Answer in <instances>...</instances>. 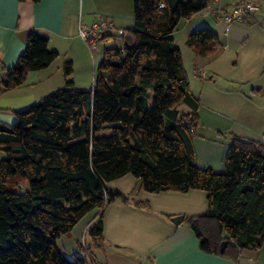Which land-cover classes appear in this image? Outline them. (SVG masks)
I'll use <instances>...</instances> for the list:
<instances>
[{
    "label": "trees",
    "instance_id": "16d2710c",
    "mask_svg": "<svg viewBox=\"0 0 264 264\" xmlns=\"http://www.w3.org/2000/svg\"><path fill=\"white\" fill-rule=\"evenodd\" d=\"M208 1L132 0L134 19L117 33L123 43L104 44L92 87L74 84L68 60L64 86L11 109L13 123L0 120V264H98L86 242L77 241L68 258L58 239L92 213L85 234L95 249L103 247L107 204L120 200L148 208L134 191L107 188L126 173L149 192H207L206 213L184 218L202 250L236 261L243 251L259 250L264 242V144L231 133L223 172L196 163L200 102L189 88L172 33L181 18L202 11ZM127 32L131 43L124 41ZM106 36L115 35L105 33L101 39ZM215 39L202 26L188 34L186 44L196 55L209 56L217 51ZM48 42L43 32H27L16 61L2 65L0 94L59 56ZM18 177L26 181L25 192L15 188Z\"/></svg>",
    "mask_w": 264,
    "mask_h": 264
},
{
    "label": "crops",
    "instance_id": "0c3cea01",
    "mask_svg": "<svg viewBox=\"0 0 264 264\" xmlns=\"http://www.w3.org/2000/svg\"><path fill=\"white\" fill-rule=\"evenodd\" d=\"M235 1L209 0L212 11L203 9V14L184 18L188 21L186 36L200 26L215 33L217 51L212 55H196L186 39L179 43L175 31L172 33L181 50L189 88L200 102V124L194 135L196 163L214 170L223 169L231 133L264 144V102L256 104L253 98L264 100V0H253L259 10L246 20L226 23L217 11L228 10ZM101 18L115 25L106 34H117L134 19L132 0H0V76L2 65L11 66L24 50L29 30L47 34L49 49L59 54L47 67L30 71L23 84L0 94L1 121L13 123L15 115L11 109L24 108L64 86L63 66L68 60L72 62L74 84L93 86L102 54L89 51L78 28L81 23L90 25ZM101 41L111 43L115 39L106 36ZM257 88L262 91L255 92ZM180 107L190 110L186 104ZM221 137L228 139L226 144L220 141ZM2 156L0 151V159ZM138 183L137 177L126 173L106 185L110 191H134L135 198L147 201L149 206L120 200L107 204L102 216L104 246L95 249L98 264H239L238 260L202 250L194 230L184 220L206 213L205 190L149 192L138 187ZM176 215L183 216L181 222L172 221ZM77 224L71 233L58 239L73 246L72 252L76 251L80 236L73 234ZM86 229L81 232L82 237ZM241 256L264 264V242L256 252L246 250Z\"/></svg>",
    "mask_w": 264,
    "mask_h": 264
},
{
    "label": "built area",
    "instance_id": "2783aa9c",
    "mask_svg": "<svg viewBox=\"0 0 264 264\" xmlns=\"http://www.w3.org/2000/svg\"><path fill=\"white\" fill-rule=\"evenodd\" d=\"M205 10L206 12L212 11L211 4L208 3ZM258 10L259 4L253 0H236L228 10L223 12L218 10L217 13L221 15L220 17H222L226 23H231L234 21H244L249 15ZM114 29L115 25L112 21L101 18L90 25L84 23L79 24L78 33L89 51L93 53L98 49L102 35ZM117 32L121 33L122 29L117 30Z\"/></svg>",
    "mask_w": 264,
    "mask_h": 264
},
{
    "label": "rangeland",
    "instance_id": "374dc122",
    "mask_svg": "<svg viewBox=\"0 0 264 264\" xmlns=\"http://www.w3.org/2000/svg\"><path fill=\"white\" fill-rule=\"evenodd\" d=\"M201 12V11H200ZM201 14H203V12H201ZM185 20H187V19H184V18H181V22L178 24V26H177V28L175 29V32H174V36H175V38L177 39V41L179 42V43H181V42H183V41H185V39H186V35H187V28H186V24H187V22L188 21H185ZM194 20H196V19H193V21ZM193 21H190V23H192ZM200 27H202V26H200ZM196 28H198V27H196ZM196 28H194V29H196ZM115 36H114V38L113 39H115V41H112L111 43H108V42H104V41H101L100 42V44H99V47H98V49L95 51V55H98L99 53H101L102 54V52H103V47H104V44H117V45H121L122 43H123V37L122 36H120L119 34H114ZM182 46L184 47L185 45L184 44H182ZM188 63V62H187ZM253 98H254V100H255V102L254 103H256V104H258V103H261V102H264V100L263 99H261V97H254L253 96ZM108 131H104V132H102V133H107ZM200 139H201V137H200ZM222 143H224V144H226L227 143V141H228V139L227 138H222L221 137V140H220ZM220 145V144H219ZM226 155V154H225ZM225 155H224V158H223V163H224V161H225ZM224 165V164H223ZM216 172H223L224 171V166H223V169H221V170H215ZM14 182H16V184H15V188L17 189V190H19L20 192H25V190H26V186H27V184H26V181H24L23 180V178H21V177H18V178H16V180L14 181ZM91 215H93L92 213H90V214H88L87 216H85L83 219H81V221L77 224V227L75 228V231L73 232V234H75V235H77V236H79V234H80V236H79V242H80V244H82L83 245V242H86V245L87 246H89V248H90V251H91V254L92 255H94L95 254V248L92 246V244L90 243V240H89V236H88V234H85L84 233V236L82 237V235H81V232L85 229V228H87V226L89 225V221L87 220ZM91 218V217H90ZM90 220V219H89ZM71 233V232H70ZM86 236V239H84V237ZM74 241V240H73ZM72 242V241H71ZM58 247L60 248V250L64 253V255L66 256V257H68V258H72V249L73 248H71V247H73V246H70L69 245V243H65L64 241L62 242L61 240H58Z\"/></svg>",
    "mask_w": 264,
    "mask_h": 264
},
{
    "label": "water",
    "instance_id": "95a60500",
    "mask_svg": "<svg viewBox=\"0 0 264 264\" xmlns=\"http://www.w3.org/2000/svg\"><path fill=\"white\" fill-rule=\"evenodd\" d=\"M132 40H133L132 35H131L129 32H127V33L125 34V36H124V41H125V43H131ZM182 219H183V216H182V215H176V216H173V217H172V221H173L174 223H179V222L182 221ZM226 245H227V241L224 240V241L221 243L220 250L223 251V250L225 249ZM238 263H239V264H256V261H255V259L248 258V257H245V256H241V257H239V259H238Z\"/></svg>",
    "mask_w": 264,
    "mask_h": 264
}]
</instances>
